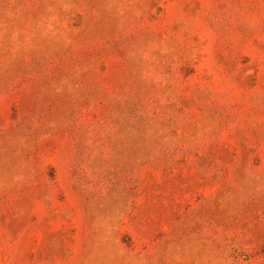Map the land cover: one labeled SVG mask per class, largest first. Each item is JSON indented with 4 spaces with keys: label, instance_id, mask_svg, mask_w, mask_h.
Returning <instances> with one entry per match:
<instances>
[{
    "label": "rangeland",
    "instance_id": "1",
    "mask_svg": "<svg viewBox=\"0 0 264 264\" xmlns=\"http://www.w3.org/2000/svg\"><path fill=\"white\" fill-rule=\"evenodd\" d=\"M0 264H264V0H0Z\"/></svg>",
    "mask_w": 264,
    "mask_h": 264
}]
</instances>
